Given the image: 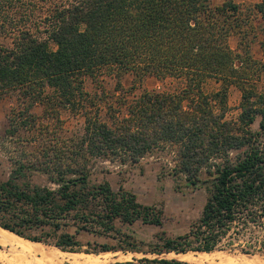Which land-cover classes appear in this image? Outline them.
Returning a JSON list of instances; mask_svg holds the SVG:
<instances>
[{
    "label": "trees",
    "instance_id": "trees-1",
    "mask_svg": "<svg viewBox=\"0 0 264 264\" xmlns=\"http://www.w3.org/2000/svg\"><path fill=\"white\" fill-rule=\"evenodd\" d=\"M210 1L0 0V98L17 101L5 139L19 153L0 180L1 230L65 253L134 252L115 222L160 227L162 211L92 183L90 169L96 160L135 167L159 150L171 159L175 190L202 188L206 198L188 231L158 238L151 253L264 258V88L256 87L263 64L228 45L241 30L238 7ZM255 9L264 21V0ZM127 73L178 87L138 95L119 82L112 93L83 88L86 76ZM207 81L219 88L206 92ZM230 87L240 91L235 119L226 117ZM62 111L83 119L80 133L63 136ZM31 173L49 185L32 184ZM81 233L118 247L82 244Z\"/></svg>",
    "mask_w": 264,
    "mask_h": 264
},
{
    "label": "rangeland",
    "instance_id": "rangeland-1",
    "mask_svg": "<svg viewBox=\"0 0 264 264\" xmlns=\"http://www.w3.org/2000/svg\"><path fill=\"white\" fill-rule=\"evenodd\" d=\"M236 18L237 21L235 24L242 28V32L240 31L241 33L238 37H236L235 34L230 35L228 38V45L234 52H243L247 49L252 54V52L255 51L254 49L257 50V45L255 46V44L258 43L256 35L259 36L260 34V37L264 39L263 25L256 20L252 11H250L248 16L246 13L238 15ZM253 43L255 44L253 45ZM236 46L237 49H235ZM257 60V62L263 64V67L258 74L259 77L256 83V87L260 90L264 88V57L261 58V60ZM117 82L120 83L123 90L126 92L132 88L131 92L133 95H138L143 90L173 91L178 87L177 82L170 79L160 81L152 76H146L141 80H138L133 74L127 73L121 75L119 78L105 74L98 76L96 75L94 77L86 76L83 79V88L85 92L89 93L90 95H93L94 93L100 94L101 91H104L105 93H112ZM218 88L219 86L213 81H207L204 85L206 92H212ZM239 102L240 91L235 87H230L228 90L227 99V105L229 109L226 117L228 119H235L237 117L239 113L237 110ZM16 105L17 101L14 96L0 98V141L1 139H4L3 142H0L1 181L7 180L11 170V161L19 156L17 150L13 149L12 147V141L14 140H11L10 138L5 139V131L8 126V116L11 110L16 107ZM33 112L37 117L40 118V120H43L42 109L40 107H35ZM60 119L62 121L61 127L64 137H69L73 134H78L81 132L83 119L78 115L62 111L60 114ZM257 122L258 118L252 126L253 130H257ZM29 151L30 150H28V152ZM171 166L172 162L169 156H167L165 152L159 150L147 155L140 161L139 165L135 167H131L129 165L121 166L118 162L101 160H96L93 163L90 169V180L92 183L107 182L113 191H118L120 188H122L124 191L134 194L139 204L143 206H153L156 209H160L162 211V225L160 227L144 225L139 221L134 222L132 225H127L116 221L115 227L129 236L128 242L134 245L135 251L100 252L96 254L90 253L85 255L97 256V260H99L100 264L127 262L130 264H143L142 260L145 259H178L177 261L184 262L185 264L187 263L184 258L175 257V254L173 253H163L160 255L151 253L152 248L162 244L158 238H175L186 233L189 227L199 218L206 198V193L202 188L188 189L183 187L181 190H175L174 180L169 175ZM28 179L32 184L40 186L49 185L46 178L39 173H31ZM78 238L82 244L90 242L91 245L95 244L96 246L105 244L115 248L118 247V243L116 241L107 237H96L90 234L81 233ZM40 245H42L44 247L43 249L46 250L56 249L53 246H47L43 244ZM83 250L90 249L88 247H83ZM107 254H116L117 256L107 258ZM190 254L191 258L194 259L192 261L203 257L198 253ZM16 255L17 253L12 251L9 247H5L0 244V264H15L18 259V261L21 259ZM14 257H16L15 259L17 260L14 261ZM207 258L211 264H264V258L261 256H247L240 253L214 252ZM10 259H13V261ZM187 264L197 263L191 262Z\"/></svg>",
    "mask_w": 264,
    "mask_h": 264
},
{
    "label": "bare ground",
    "instance_id": "bare-ground-1",
    "mask_svg": "<svg viewBox=\"0 0 264 264\" xmlns=\"http://www.w3.org/2000/svg\"><path fill=\"white\" fill-rule=\"evenodd\" d=\"M0 244L5 246V247H9L12 251L17 253L16 256H19V258H21L20 261H18L19 259L17 260V259H15L16 257H14V261L17 260L16 261L17 264H34L33 261L37 257H41V258L47 259L48 261H51V260L54 261L55 260L57 262L58 261L61 262V261L65 260V261H69L71 264H100L99 260H97V256L85 255V254H80V253H65V252L62 253V252H60V251H58L56 249H54V250H46V249H43L44 247L42 245L38 244V243L28 242L26 240L18 238L17 236H15V235L7 232V231L1 230V229H0ZM198 254H201L203 257L200 256L202 258H198L195 261H192L194 259L191 258V254L190 253H187V254H175L174 256L175 257L184 258V260L187 263L196 262L197 264H211V262L208 260L207 257L209 255H212L213 253H198ZM115 256H117V255L116 254L115 255H111V254H107L106 255L107 258L108 257L109 258L110 257H115ZM230 259H232V258H230ZM10 260L13 261V259H10ZM16 262H15V264H16ZM36 263H37V261H36Z\"/></svg>",
    "mask_w": 264,
    "mask_h": 264
},
{
    "label": "crops",
    "instance_id": "crops-1",
    "mask_svg": "<svg viewBox=\"0 0 264 264\" xmlns=\"http://www.w3.org/2000/svg\"><path fill=\"white\" fill-rule=\"evenodd\" d=\"M226 2H230V3H232V4H234V5H236L238 7L237 16L241 15V14H246V13H247V16H248L250 11H252L253 12V16L256 18V20L259 23H261L263 25L262 27L264 29V21L262 20L261 15L255 9V6L257 4H259L261 2V0H211L210 4L213 7H218V6L223 5ZM240 31L242 32V28H241ZM240 33L236 34V37L240 36ZM256 39L258 40V43L257 42H256L257 44L253 43V45L254 44H255V46L257 45V47H256L257 50L254 49L255 51H253L252 54L250 52V55H251L252 59H254L255 61H258L257 59L261 60V58L264 57V39L260 37V34H259V36L256 35ZM235 49H237V46L235 47ZM62 253H64V252H62ZM36 261H37V263H36ZM33 263L34 264H71L69 261H65V260L61 261V262H59V261L57 262L55 260L54 261H52V260L48 261L47 259H44V258H41V257L35 258Z\"/></svg>",
    "mask_w": 264,
    "mask_h": 264
}]
</instances>
